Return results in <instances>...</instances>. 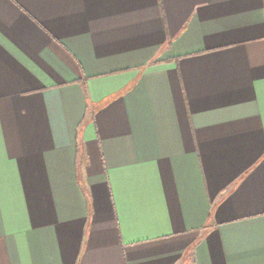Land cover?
Masks as SVG:
<instances>
[{"label":"crops","instance_id":"0c3cea01","mask_svg":"<svg viewBox=\"0 0 264 264\" xmlns=\"http://www.w3.org/2000/svg\"><path fill=\"white\" fill-rule=\"evenodd\" d=\"M0 264H264V0H0Z\"/></svg>","mask_w":264,"mask_h":264}]
</instances>
